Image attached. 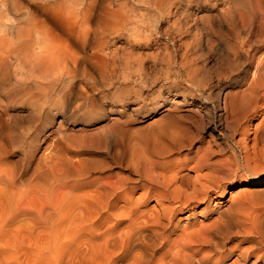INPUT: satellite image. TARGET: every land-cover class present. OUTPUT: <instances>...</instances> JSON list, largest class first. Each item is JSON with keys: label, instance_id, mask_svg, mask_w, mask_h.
I'll return each mask as SVG.
<instances>
[{"label": "bare ground", "instance_id": "1", "mask_svg": "<svg viewBox=\"0 0 264 264\" xmlns=\"http://www.w3.org/2000/svg\"><path fill=\"white\" fill-rule=\"evenodd\" d=\"M151 1L148 12L161 14L171 25L169 30L176 31H181L182 25L172 20L179 15L175 10L199 7L198 0ZM241 1L238 11L244 10L242 17L232 15L236 10L230 13L226 9L221 20L226 29L220 34L231 42L226 44L228 62L221 65L217 82L233 85L223 98L222 120L226 134L238 136L239 160L259 164L246 175L244 185H262L264 0ZM144 17L134 15L125 5L115 10L112 0H0V264H264L263 188L244 187L238 190L241 193L231 191L224 206L211 204L212 198L219 200L226 194L217 181L231 168H226L228 161L213 159L219 150L196 146L193 176L161 162L196 140L198 131L194 133L184 123L169 129L164 144L155 142L159 140L156 136L152 149L145 144L140 154L134 153L125 163L128 175L123 177L111 173L102 176L112 165L106 159L93 162L80 157V168L78 164L79 169H72L68 152L58 144L50 150L51 159L45 156L50 160L38 161L32 173L17 167L21 161L13 159L18 150L26 149L13 135L11 142L6 140L1 118L19 97L25 102L32 98V103L40 94L47 105L54 100L70 114L92 109L95 97L106 94L114 83L108 81L120 66L115 65L118 53L131 73L125 74L122 82L131 84L135 78L143 82L141 55L132 49L148 48L154 42L144 29L148 28ZM156 30L157 26L153 32ZM169 34L164 40L173 42ZM121 35L127 37L124 51L120 45L110 49L114 38ZM173 58L168 61L174 65L166 64L174 67V78H167L177 87L184 69L192 65L188 56L180 57L181 62ZM192 59L195 66L197 58ZM185 82L194 84L192 80ZM194 88L204 96L199 86ZM161 130L166 133L167 129ZM35 139L33 135L30 142ZM29 149L23 152L25 158L31 154ZM204 168L207 173L200 174ZM234 187L231 183L229 189ZM135 190L141 191L138 196H134ZM211 192L220 193L210 198ZM150 199L153 203L148 207ZM183 211L186 214L182 216Z\"/></svg>", "mask_w": 264, "mask_h": 264}, {"label": "rangeland", "instance_id": "2", "mask_svg": "<svg viewBox=\"0 0 264 264\" xmlns=\"http://www.w3.org/2000/svg\"><path fill=\"white\" fill-rule=\"evenodd\" d=\"M234 1L198 0L199 7L197 8L195 5H193L192 8L184 12H182L180 9H176L175 11H177V15H179L175 18H172V20L175 19L176 22L173 21L174 23H179L178 25L180 26L182 25V30L176 31V29L169 30L171 25H168L165 22V19L161 17V14L159 15L154 11V13L148 12V4L149 2H152L151 0H112L115 10H120L121 7L125 5L126 9L133 10L134 15L139 17L140 15L144 14L146 17H144V19H147L145 22L148 24V28L145 25L146 27H144V29L146 28V33L150 34L149 38H151V41L154 42H151L148 48L135 47L132 49V53L139 56L141 55L140 57L145 67V78L143 82H141V80L138 78H135L136 80L131 82V84L133 83L132 85L127 82H122L124 81V75L128 74L130 70L127 68L125 69V60H123L121 53H118L119 61L115 62V65H122L123 67L119 66L116 69V73L113 74L114 76H112L113 78L117 76L116 78L118 79H116V81L115 78H110L108 82L114 83H112V85L110 84L108 86L109 88L104 91L106 94L103 93L102 95L101 92L95 97V102L92 106V109H85V112L82 110L77 114H70L65 110V108L56 104L54 100L49 102V104L51 103L50 106L47 105L46 99L40 94L38 95L39 97H36L38 99H35L32 103V98L30 101L25 102L24 97H19L17 102L14 103L17 104H13V106H11L8 114H2V116L4 115L6 119L1 118L3 132L6 133V135L8 134L6 140L9 139L11 142L10 138H12L11 135H13V137H16L14 140H17L18 143L20 142V145H22V142L24 143V145H22L23 149L27 150L31 145L33 148L32 149L30 147L28 150L31 154H29L27 158L24 157L23 153L26 150H18V152L14 154L13 159L15 161H21L17 162V167L22 169L28 168L30 169V172H33L32 169H36L37 164H39L40 161H49L51 159V154H53V152L50 150H52V148L54 149L57 146H61L65 148V150L68 152V156H70V165L72 169L73 167L78 168V164L80 168V162L78 161L80 160V157L82 158L86 156V158H89L93 162L104 161V159H106L108 162L111 161L109 162L110 165L112 164L111 169L103 172L104 174L101 173L102 176H106L107 173H111L112 175L119 174L122 177L124 175L127 176L128 172L127 168L125 167V163L132 158L134 153L140 154V151L145 148V144L147 146L146 148H153L154 145H150H152L154 140L157 138L159 140H156L155 142H158L160 145L164 144L166 142L164 135L169 133V129L171 130L173 126L175 127L180 125V123H184L183 125H188V127L194 130V133L198 131L199 134L195 133L197 135L195 138L196 140H193L190 145L184 147L180 152L163 158V160L161 159V162L173 169L179 168L183 172H190V174H192L191 176H193V168L195 166L194 158H196V146H212L214 150H219L217 152L219 154L216 153L213 159L218 163H220L218 160L221 159L223 161L225 160V162L228 161L225 163L228 166L226 168H231H229L226 177L221 176L217 183L228 192L226 191V194L222 195V199L219 200H215L212 198V196H218L220 192L217 194L215 192H211V204H215L217 202L219 206H224L227 202H229V199H231V191L241 193V191L238 190L244 187H250L252 189H264V179L261 180L262 185H244L246 175L250 171L256 169L259 164L256 162L245 164L242 159L239 160V155H241V153L239 152L238 145L236 144L238 136L235 135L233 138H231L228 134H226V128L222 120L223 98L231 92L233 85H230L228 82H224L223 80L217 82L218 73L222 71L221 65H226L228 62V57L225 52L227 51L226 44L231 42L228 39L229 37L226 38L225 35H221L222 33H225L226 29L224 25L225 23L223 22V24L221 20H224L223 17H225L226 9H229L230 13L233 12L231 9L236 10L237 12L234 11L235 13L233 12L234 14L232 13V15L237 17L239 15V17L244 15V10L238 11L239 8H242V1L238 0L236 1L237 3H234ZM233 5L236 6L233 7ZM235 7L237 9H235ZM149 13L152 14L149 16ZM152 15L153 17H151ZM130 16H132V14H130ZM156 26L157 30L156 32H153ZM187 30H189V32H186ZM214 30L216 32H214ZM163 33H170V38L174 39L173 46H171L173 42L164 40V35L166 36L167 34ZM125 37L126 36L121 35L118 38H114L110 49L114 50V48L120 45L119 49L121 52L124 51L126 48L125 43L127 39V37ZM155 38H157V40ZM206 40H208V42ZM217 40H219V42ZM165 42H169V44H165ZM186 45H188V47ZM196 45L198 47H196ZM184 53L185 55H183ZM185 56L190 57V61L192 58H197L195 62L198 67L196 64L193 66V61H189L190 63L188 62V64L192 65L191 69L188 67L184 69V72H182L184 76L181 75L182 77H180L178 80L179 82L181 80V83L179 84L180 86L178 85L177 87H174L171 85V83H169L168 80L169 77L174 78L172 76L174 67L171 68L172 65L169 67L168 63L166 64V62H169L172 57H174L173 60L181 62V59ZM169 63L173 64L172 62ZM118 70L121 71L119 72ZM187 72L191 74L189 75ZM185 75H187L189 78L192 76L191 79H185L192 80V83L194 84L190 85L188 82H185L186 80L184 77H187ZM120 76L122 80L120 79ZM112 79L113 81H111ZM118 80H120V82ZM194 86H199V88L202 89L204 96L196 92ZM118 89H121V91H119L117 94H114V91H118ZM120 96L123 97L121 98ZM205 96L206 98H203ZM27 103H31L30 106ZM36 104H38L37 108L42 109V111L36 109ZM32 108H34V111ZM45 108L46 110H44ZM7 118H9V123L14 120L11 125L8 123ZM4 122L6 124L8 123L7 125L10 126L8 127L4 124ZM166 123L168 125L170 124V126L167 125L168 127L165 128ZM13 124L14 126H18L15 127L16 131H14ZM31 125L35 127H31ZM29 127L31 129H29ZM161 129H167L166 133L165 130L162 131ZM8 131L9 133L11 132L10 135L7 133ZM17 132H21V135H19ZM17 135L19 136L18 138ZM33 135H36V139L30 142V139ZM156 136L157 138H155ZM56 144L58 145L56 146ZM46 148H48V150ZM141 148L142 150H139ZM45 156L49 157L50 159H44ZM234 159L236 160V165L233 164ZM119 161L123 162L120 163ZM221 163L223 162L221 161ZM180 164L183 166H180ZM207 171L208 169L204 168L202 171H200V174H206ZM231 183H233L236 187L229 189ZM140 192L141 191L139 190H135L134 196H138ZM151 203H153L152 199L147 202L148 207L151 205ZM186 210H188V208ZM185 211L181 213L182 216L186 214L184 213ZM227 261H229V259Z\"/></svg>", "mask_w": 264, "mask_h": 264}]
</instances>
